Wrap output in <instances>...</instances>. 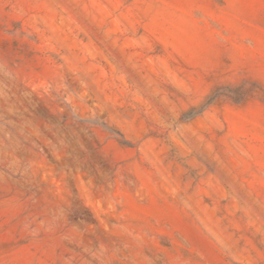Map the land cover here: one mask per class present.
<instances>
[{
    "label": "rangeland",
    "instance_id": "obj_1",
    "mask_svg": "<svg viewBox=\"0 0 264 264\" xmlns=\"http://www.w3.org/2000/svg\"><path fill=\"white\" fill-rule=\"evenodd\" d=\"M0 264H264V0H0Z\"/></svg>",
    "mask_w": 264,
    "mask_h": 264
}]
</instances>
